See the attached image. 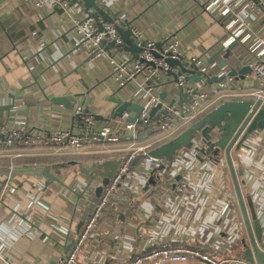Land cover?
Instances as JSON below:
<instances>
[{
    "label": "built area",
    "instance_id": "1",
    "mask_svg": "<svg viewBox=\"0 0 264 264\" xmlns=\"http://www.w3.org/2000/svg\"><path fill=\"white\" fill-rule=\"evenodd\" d=\"M195 1L203 11L223 25L226 36L220 47L228 48L234 43L236 46L233 53L240 50L241 55L238 58L233 55L234 60L230 62V67L239 70L247 66L251 70L250 76L255 90L245 97L252 102L260 99L264 104V29L261 32L255 29V25H259L264 18V0ZM60 2L61 0H35V6L56 11L63 8L66 1L62 4ZM94 2L102 9H107L109 16L113 14L120 20L105 22L99 16L92 19L78 6L81 9L79 15L72 13L68 18L72 25L73 39L70 55L81 56V62L87 66H91L106 53L112 55L109 66L117 86V93L113 96L141 105L143 111L137 124L142 126L148 121V113L159 103V95L163 91L168 94L162 109H165L170 99L176 95L178 85H186L185 89L189 92L193 89L199 90L200 94L190 104L160 117L153 128L132 138H128L126 133L135 130L137 124L127 123L128 114L100 123V116L78 103L71 111L62 108L60 112H51L52 118L68 119L71 126L49 133L45 139L46 144L66 146L77 153L82 152L86 144H104L109 146L110 153L123 155L118 156V167L109 177V182L99 197L95 196V191L103 180L99 177H88L85 181H78V185L71 191L61 192L71 201L80 223L72 238L65 243L61 260L47 264H176L194 257L203 258L213 264H255L252 260L247 261V256L251 255L249 239L235 192L232 186H227L228 168L224 155L218 157V162L209 158L200 162L193 150H183L172 160L146 158L139 165L132 166V161L137 155L146 154L147 149L155 143L175 137L198 115L204 114L209 107L200 110V100L208 97L211 87L228 89V81H234L227 78L223 82H212L208 85L205 82L189 84L184 82L185 75L181 74L178 75L179 83L173 84L167 72L171 70L177 74L178 68H171L164 59L177 60L182 57L187 66H196L205 76L219 77L216 76L220 70L218 62L212 66L206 63L218 48H214L206 57H186L180 46L183 39L177 29L168 30L157 40H146L134 21L129 27L133 40L137 46L144 42L147 47L141 52L139 59H135L117 47L122 41L116 25L129 19L121 18V13L111 8L115 0ZM99 26H102V31H99ZM102 41L106 42L105 45L113 42L114 47L109 48L107 52ZM156 42L164 43L161 51L155 49ZM111 49H114L113 54ZM152 51H156L160 58H155ZM39 56L38 53L34 55L36 58ZM26 64L32 65L29 58ZM42 64L47 66L45 61ZM31 70L34 71V67ZM228 71V68L222 70L221 75ZM149 80L153 84H148ZM134 82L136 85L132 87ZM31 88L28 91L35 93ZM21 89L9 94L16 95ZM156 89L162 91L158 93ZM35 94L41 97L37 91ZM73 116L75 119L72 122ZM77 117L80 119L77 120ZM74 124L80 132L73 130ZM36 130L39 129L34 131ZM21 133L20 129H12L6 123H0V135L5 138L0 140V153L9 151L17 142L35 145L32 136L23 138ZM156 136L158 138L154 140ZM232 153L231 161L234 156L242 173L241 182H238L248 219L252 223V208L263 238V241L257 244L263 249L264 128L255 130L240 149H234ZM201 169H204L209 177L205 180L203 189L211 190L215 197L211 204H207L206 196L199 191L195 183L193 173H198ZM221 169L224 172L223 177ZM153 176L157 177L160 183L154 188L150 187ZM49 185H43V192L48 191ZM5 187L0 192V199ZM119 189L122 194L118 193ZM154 189L163 193L158 206L151 205L147 199ZM223 189L226 191L223 192ZM68 192L70 197L66 195ZM164 198L168 201L174 200L172 209L164 208ZM112 218L115 219L114 223H110ZM8 261L9 259L0 252V264H14Z\"/></svg>",
    "mask_w": 264,
    "mask_h": 264
},
{
    "label": "crops",
    "instance_id": "2",
    "mask_svg": "<svg viewBox=\"0 0 264 264\" xmlns=\"http://www.w3.org/2000/svg\"><path fill=\"white\" fill-rule=\"evenodd\" d=\"M71 4V0H66L63 8L54 11L37 8L35 0H0V23L3 25V28L0 26V107L10 104L9 93L21 87L33 86L36 82L33 74L49 97L73 95L78 104L92 109L101 117L100 123L112 118L116 106L110 99L117 93L109 66L112 55L106 53L91 66L84 65L81 56L70 55L73 39L68 18L72 13L79 15L81 11L78 4ZM111 8L120 12L121 18L135 20L134 24L146 40H157L168 30L177 29L183 39L180 46L186 57H206L214 48L220 47L226 36L223 25L203 11L195 0H115ZM144 10L147 12L142 14ZM255 29L259 32L264 29V18L259 25H255ZM112 51L114 49L110 50L113 54ZM36 53L40 55L39 58L34 57ZM236 53L238 58L241 52L238 49ZM28 58L31 66L26 64ZM220 58L221 55L215 58V64ZM44 61L47 66L42 64ZM33 67L34 71L31 70ZM217 73L216 76H220L222 70ZM148 84L153 83L149 80ZM135 85V82L131 84L132 87ZM33 88L41 96L37 86ZM253 90L255 88L250 74L239 80H229L228 89L211 87L208 90V97L200 100V110L214 104L238 102ZM161 91L156 89L158 93ZM56 108L46 102L31 108L17 102L11 115L7 116V111H3V118L0 119V123L20 129L35 139V145L20 143L25 150L14 151L19 150V147H12L0 153V157L27 159L30 161L20 166L37 167H42V162L34 163L33 160L39 157L54 158L57 164H46L48 168L45 170L60 180L51 182L45 192L42 188L47 180L42 176L38 179L16 177L4 181L6 187L0 199V252L9 259L8 262L14 264L59 262L65 243L72 238L80 223L71 201L61 192L71 191L78 181H85L88 177L109 178L118 167V156L123 155L110 153L109 146L104 144H86L79 153L66 146L46 144L49 133L71 126L68 119L59 120L50 116L52 111L63 110ZM36 128L39 130L34 131ZM73 130L80 132L76 124ZM111 149L114 150L113 147ZM193 176L199 191L206 196L207 204H211L215 199L212 191L203 189L208 174L201 169L198 173L194 172ZM226 181L227 186H232L234 190L229 171ZM155 192L147 199L151 205L158 206L163 193ZM118 193L122 194L121 189ZM66 195L70 197L69 192ZM173 204L174 200H162L165 209H172ZM114 222L110 220V223ZM57 233L63 239L58 240ZM198 263L190 259L187 264Z\"/></svg>",
    "mask_w": 264,
    "mask_h": 264
},
{
    "label": "water",
    "instance_id": "3",
    "mask_svg": "<svg viewBox=\"0 0 264 264\" xmlns=\"http://www.w3.org/2000/svg\"><path fill=\"white\" fill-rule=\"evenodd\" d=\"M66 0H61V4ZM78 4L82 7L83 12L90 18L96 19L97 16L101 17L103 21L110 22L113 20L119 21L120 18L111 14H107V9H102L94 0H73L72 5ZM155 5V4H154ZM150 6L149 8L153 7ZM148 8V9H149ZM147 9V10H148ZM145 10L143 13L147 12ZM142 13V14H143ZM141 14V15H142ZM140 15V16H141ZM139 17V16H138ZM133 20H123L116 25L117 32L120 35L122 44L117 45L121 48L124 53L132 55L135 59H139V55L147 47L145 43H141L140 46H137L133 40V36L129 27H131ZM135 21V20H134ZM133 21V22H134ZM0 26L3 28V25L0 23ZM99 31H102V26H99ZM106 42L102 41V45H105ZM235 44H231L228 48L220 47L215 53L206 60V63L212 66L215 63V58L218 55H221V58L218 60L217 66L220 70L226 68L229 69L228 73L220 75L219 77H207L200 71L196 66L185 64L184 59L180 57L177 60L171 58L164 59L165 63L171 68H178V73H174L171 70L167 72V76L171 77L170 81L173 84H178V75L184 74V82L193 84V83H203L211 84L212 82L220 83L228 79H241L246 75L251 73V70L244 66L239 70H236L234 67H230V62L234 55ZM114 47V43L110 42L108 45H105V51H109V48ZM156 50L161 51L164 47V43L156 42L154 45ZM152 54L155 58H160V55L156 51H152ZM142 60V59H140ZM153 66V64H151ZM33 79L36 81L33 85L37 86L38 90L42 96L40 98L32 91H28L32 85L29 87L20 88L21 90L16 95H8V98L11 99L9 105L5 107H0V119L3 118V111H7V116H10L12 110L15 108V103H21L24 107L31 108L37 107L43 103H49L52 106L61 107L67 111L73 110L75 105H77V100L73 95H62L59 97L51 96L49 97L39 86L38 81L33 76ZM165 85V83H163ZM167 85H170L169 82H166ZM186 85H178L176 95H174L169 104L165 109H162L163 102L166 100L167 92L163 91L159 95V103L152 107L148 113V121L143 123L140 126L138 119L143 111L142 107L138 103H132L130 101H124L121 99L112 96L110 101L114 103L116 109L113 113L112 119L115 117H120L123 114H128L127 123L137 124L135 130H130L126 133L128 138H132L135 135L141 134L145 130H149L156 125V122L160 117L167 115L168 113L176 110L177 108L184 107L192 102L199 94L200 91L193 89L188 91L185 89ZM26 89V91H23ZM132 114V115H130ZM100 118V117H99ZM72 122L74 121V116L71 118ZM80 118L77 117V120ZM98 117H96V120ZM264 128V104L260 99L252 102V100H242L238 102H226L219 104L213 109L209 114L203 116L200 120L194 122L190 126L186 127L182 132H180L175 137L169 139L161 146L156 147L146 154H140L135 157L132 161V166L139 165L140 162L146 158L162 159L166 158L172 160L177 153L183 150H193L195 152L196 158L200 162H204L206 159H211L214 162H218V157L224 155L227 168L232 179L234 192L236 200L238 202L244 225L246 228V233L249 239V245L251 249V257L255 264H264V248L261 249V245H258V240L255 237L252 223L248 219V214L244 205V200L241 195L238 178L241 177L242 173L240 171L235 172L231 161L232 150H239L243 145L244 141L255 131L261 130ZM213 137V138H212ZM0 140H5L4 135H0ZM228 143L226 144V142ZM156 172V171H154ZM221 176H224V172L221 169ZM43 177L46 179L45 186L51 184V182H58L56 177L48 173L42 167H30L28 165L17 166L10 169L1 170L0 177H5L0 181V190L4 187L6 180H12L16 177H33L39 178ZM109 178H104L100 186L95 191V196L99 197L103 191V188L107 186ZM8 183H10L8 181ZM201 264H213L212 262L205 260L203 258L194 257L191 258Z\"/></svg>",
    "mask_w": 264,
    "mask_h": 264
},
{
    "label": "trees",
    "instance_id": "4",
    "mask_svg": "<svg viewBox=\"0 0 264 264\" xmlns=\"http://www.w3.org/2000/svg\"><path fill=\"white\" fill-rule=\"evenodd\" d=\"M23 37V36H22ZM217 106V104H214V105H212L211 107H209L207 110H206V112L204 113V114H200V115H198L196 118H195V120H193L192 122H190V123H188L187 125H186V127H188V126H190L191 124H193L194 122H196V121H198V120H200L203 116H205L207 113H210L213 109H215V107ZM185 127V128H186ZM184 128V129H185ZM21 135H22V137L23 138H26V137H28L29 135L28 134H25V133H21ZM174 137V136H173ZM213 138V137H212ZM168 141V140H167ZM164 142H166V140L164 141ZM164 142H160V143H155V144H153V145H151L150 147H149V150H152V149H154V148H156L157 146H159V144H161V143H164ZM13 147H19V149H21V150H25L24 148H23V145L22 144H20V143H15V145L13 146ZM11 149V148H10ZM9 149V150H10ZM55 158H57V157H55ZM27 161H30V160H27V159H14V158H11V157H6V156H4V157H0V169L1 170H4V169H8V168H13V167H17V166H20L21 164H23V163H25V162H27ZM55 161H57L56 159H50V158H47V157H39V159H35V160H33V162L34 163H38V162H42L41 163V166H42V168H48V166L46 165V164H57V163H54ZM63 160H61L60 162H62ZM68 163V162H67ZM50 166V165H49ZM51 166H57V165H51ZM50 166V167H51ZM2 179H5V177H0V180H2ZM159 180H158V178L157 177H155V176H153V179H152V181H151V183H150V187H152V188H154V187H156L158 184H160L159 182H158ZM156 190L154 189V190H152V195H155V192ZM112 221H114L113 220V218L111 219ZM57 238H58V240H61V239H63V237H62V235H60V234H58L57 233Z\"/></svg>",
    "mask_w": 264,
    "mask_h": 264
},
{
    "label": "rangeland",
    "instance_id": "5",
    "mask_svg": "<svg viewBox=\"0 0 264 264\" xmlns=\"http://www.w3.org/2000/svg\"><path fill=\"white\" fill-rule=\"evenodd\" d=\"M242 100H249V98H243ZM240 100V101H242ZM21 149L19 150H14V151H20ZM233 155V153H232ZM232 164H233V167L235 169V172H238L239 171V164L237 162V160L235 159V157L233 156L232 158ZM28 166H31V165H28ZM31 167H37V166H31ZM239 181L241 182V177L239 179ZM251 217L252 219L254 220L253 222V225H252V228H253V231H254V234H255V237L257 238L256 240H258V242H262L263 241V238L261 237V228H260V224L259 222L256 220V215H255V212L254 210L251 208ZM252 260V257L251 255H248L247 256V261H251ZM189 260H186L185 262H180V264H187ZM198 264H201V263H198Z\"/></svg>",
    "mask_w": 264,
    "mask_h": 264
},
{
    "label": "bare ground",
    "instance_id": "6",
    "mask_svg": "<svg viewBox=\"0 0 264 264\" xmlns=\"http://www.w3.org/2000/svg\"><path fill=\"white\" fill-rule=\"evenodd\" d=\"M232 60H234V57L232 58Z\"/></svg>",
    "mask_w": 264,
    "mask_h": 264
},
{
    "label": "flooded vegetation",
    "instance_id": "7",
    "mask_svg": "<svg viewBox=\"0 0 264 264\" xmlns=\"http://www.w3.org/2000/svg\"><path fill=\"white\" fill-rule=\"evenodd\" d=\"M250 214H251V212H250ZM253 261V260H252Z\"/></svg>",
    "mask_w": 264,
    "mask_h": 264
}]
</instances>
